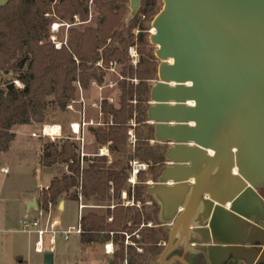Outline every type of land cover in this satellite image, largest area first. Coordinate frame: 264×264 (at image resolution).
Wrapping results in <instances>:
<instances>
[{
    "label": "water",
    "instance_id": "95a60500",
    "mask_svg": "<svg viewBox=\"0 0 264 264\" xmlns=\"http://www.w3.org/2000/svg\"><path fill=\"white\" fill-rule=\"evenodd\" d=\"M162 1L147 114L167 165L147 193L169 238L149 264H190L167 256L193 239L211 264H264L255 243L264 232V0ZM140 6L130 0L131 18ZM43 264H54L53 252Z\"/></svg>",
    "mask_w": 264,
    "mask_h": 264
},
{
    "label": "trees",
    "instance_id": "16d2710c",
    "mask_svg": "<svg viewBox=\"0 0 264 264\" xmlns=\"http://www.w3.org/2000/svg\"><path fill=\"white\" fill-rule=\"evenodd\" d=\"M128 1L11 0L0 8V72L18 71L17 77L22 83L18 87L8 81L5 88H0V152L11 148L16 137L14 126L45 124L50 104L67 111L68 104L77 95L75 82L85 90L93 82L102 84L105 72L97 66L100 60L106 68L110 62L122 65L118 105L102 100L104 126L89 127L96 143L100 146L108 144L115 158L108 164L105 156L87 157V165L82 167L79 146L70 136L45 142L40 164L44 167L65 166L66 171L53 177L50 185L41 190L40 208L58 205L63 198L78 201L79 194L85 201L111 202L110 189L113 187L114 195L119 197L130 176L132 160L149 164L152 180H156L165 167L166 148L160 143H151L155 141V130L148 122L147 114L152 81L157 79L160 61L149 48L148 28L139 23L137 16L155 17L161 10L158 0H141L138 14L126 27L124 18ZM91 2L99 16L88 24L70 27L67 46L56 49L49 40L53 17L72 23L78 15L82 22H87ZM135 29L137 36L133 32ZM134 44L140 54L136 67L130 64L128 52ZM130 129L136 135L134 149L128 142ZM138 177L142 180L135 187L134 199L143 205L151 201L148 209L119 203L113 210L107 207L104 213L89 210L81 220L80 240L85 244L105 242L112 231L133 233L144 224L138 232L140 239L133 237L143 252L139 253L135 247L126 248L121 242L112 264H124L125 260L129 264H147L151 258L160 255L164 249L161 243L167 239L157 221L158 204L147 193V180L142 172ZM131 192L128 189L130 196ZM109 217L113 218L111 222ZM149 223L152 226H148ZM121 237L124 238L117 235V241Z\"/></svg>",
    "mask_w": 264,
    "mask_h": 264
},
{
    "label": "rangeland",
    "instance_id": "374dc122",
    "mask_svg": "<svg viewBox=\"0 0 264 264\" xmlns=\"http://www.w3.org/2000/svg\"><path fill=\"white\" fill-rule=\"evenodd\" d=\"M127 11H126V17L124 18L125 26L128 27L131 22V8H130V0L127 3ZM163 8V1L158 0V9L162 10ZM47 16L51 17V14H47ZM99 16V13L95 9L94 3L91 2L90 5V14H89V20L87 22H82L80 17L74 16V21L71 24V27H80L82 24H88L91 20H95ZM139 23H144V25L148 28L147 34L149 41L151 43L150 50H152L154 53L156 52L157 47L152 44L151 42V34L154 32L153 28V21L155 17L152 15L146 17L143 15H137ZM54 20L51 24V33L49 40L54 44L56 49H61L63 46H67L68 43V32L69 28L65 25V23H68L66 21H61L58 17H53ZM55 23L61 24L59 29L54 30L53 25ZM135 36L138 34V30L135 29L134 31ZM133 49L132 55L130 54V49ZM129 57H130V64H132L134 67L138 65V62L140 60V54L138 52L137 44H134L129 47ZM156 55V54H155ZM78 63V60H77ZM97 66L105 72V78L104 82L102 84L92 83L91 87L88 90H80L78 82H75V85L78 89L77 95L74 98V100L77 101V103H74V109H70L67 111H61L59 110L54 104H50V107L47 111L46 117L47 121L45 124H38L39 130L36 132L38 135V138L33 136L31 134L32 128L24 127L18 131V139L16 144L14 145L13 149L10 153H7L5 155H2L0 159V188H4L5 192L7 191H18L21 189H24L25 187L32 186L33 184L39 183V179L43 182L46 179V176L49 174H54L55 172L58 175H61L63 172L66 171L65 166H52L49 168H43L38 165V156H37V146L41 142L42 146L45 142L48 141H54L52 137L44 136L42 135V130L45 126H52V125H61L63 126V131L61 132V137H73V142L78 144L79 146V152L81 153L84 151L85 153H89L90 155L95 154L98 152L100 145H98L95 141V138L92 134V132L89 130V127H100L104 126V115L102 114V100L107 99L110 103L118 105L119 101V81L122 80L121 76V67L122 65L113 62L109 63L108 68L105 67V64L102 60H100L97 63ZM18 71L15 70H9L8 72L1 71L0 72V88H5V84L8 81H19L18 80ZM159 77L157 76V79L152 81V84H155L158 81ZM20 82V81H19ZM135 83H138V80H134ZM21 83V82H20ZM16 86H18L15 83ZM22 86V83H21ZM19 87V86H18ZM49 99L52 101L53 97H49ZM84 106L86 107V116L87 121L93 122L90 126L84 127V134L78 135L71 131L70 124L73 122H79L81 120V114L80 111L83 110ZM111 119V118H110ZM133 124L135 125L134 121ZM23 132V133H22ZM128 142L130 145V148L134 149L136 146V135L133 129H130L128 131ZM58 138H61V137ZM85 138V144L82 145V139L78 138ZM58 141V140H56ZM152 144L158 143L157 141H152ZM163 147L167 148L168 145L161 144ZM105 146H108L106 144ZM111 156L107 157V162L110 164L113 159L115 158V155L110 153ZM138 164H145L146 169H142L140 172H142V175L146 178L147 181H145V184L147 186H150L155 182L156 180L151 179L150 170H149V164L146 162L140 161L138 159L132 160L131 165V172L130 176L133 177V170L138 166ZM83 165V164H81ZM87 164H85L86 166ZM167 163L165 164V166ZM2 167H6L8 169V172L4 173L3 170H1ZM38 169L42 170V173H38ZM139 173H137V177L135 178L133 183H130L129 180L126 183V187L121 191L119 197H116L113 195V198L111 202H101V201H83V203H87L89 207L84 209L82 214H86L89 212V210H98L100 213H104L106 211L107 205H118L121 203L124 206H132L136 207L137 209H142L143 206H146L147 209L149 208L151 201H148L143 205L141 202L136 201L134 199V195L136 192V186L138 184H141V178H139ZM39 176V177H38ZM131 189V196L129 199H124L122 197L123 191L126 189ZM74 190V189H73ZM260 192L264 195V188L260 190ZM115 194V192L113 193ZM152 197V196H151ZM152 200L154 201V198L152 197ZM130 201L131 205H126V202ZM155 202V201H154ZM78 203L79 201L70 200L67 203V207L63 211L57 212V215L61 219V224L65 227L73 226L71 228H76L80 222L79 220V210H78ZM99 205V207H96ZM102 206V207H101ZM94 208V209H92ZM113 210V209H112ZM158 212H159V206H158ZM157 221L161 228L165 232V228H167L166 225H161V222L159 220V215H157ZM110 222V221H109ZM151 223L148 224L150 226ZM143 228V225L138 228L140 230ZM137 230V231H138ZM129 233V232H128ZM132 237H138L134 236V233H129ZM7 236H17L20 238L22 244L20 252L25 255V257H30L33 261V264H36V262L42 261V255L37 254L34 252V242L36 240L35 236H32L33 240L28 244V235L19 233V234H13L8 233L6 231L0 232V255L5 256L7 253V247H4L5 243L3 241ZM165 237L167 238L166 241L169 238V234L165 232ZM259 237L262 238L259 241L255 242L256 245L264 247V232L262 234H259ZM81 236L77 234H71L69 236V239L65 240L63 237H58L57 239V250H56V258H55V264H111L110 260L113 258L114 254H107L105 253V242H94L85 244L82 243L80 240ZM132 240V239H131ZM130 240V241H131ZM79 241L81 242L79 244ZM119 242V241H117ZM126 245V244H125ZM118 249V245L115 244V250ZM76 262V263H75Z\"/></svg>",
    "mask_w": 264,
    "mask_h": 264
},
{
    "label": "built area",
    "instance_id": "2783aa9c",
    "mask_svg": "<svg viewBox=\"0 0 264 264\" xmlns=\"http://www.w3.org/2000/svg\"><path fill=\"white\" fill-rule=\"evenodd\" d=\"M71 24L69 22L65 23V25L68 28L71 27ZM60 26H61V24L55 23L53 25V29L57 30V29H59ZM132 51H133V49L131 48L130 49L131 55H132ZM110 63L113 64V62H110ZM15 83L19 87H21V83L19 81H15ZM78 85H79L80 90H83V88L79 82H78ZM74 103H77V101L72 99L70 101V103L68 104L67 109L68 110L74 109V106H75ZM85 108L86 107L84 106L83 110L80 111L81 120L79 122H73L70 124L71 131L75 134H78V135L84 134V127L85 126H90L91 124H93V122L87 121ZM45 127L42 130V135L52 137L53 140H55L56 138H58L61 135V132H62V126L61 125H58L59 133H55V134H46L45 133V130H46ZM33 136L38 137V135L36 133H33ZM69 138L73 141L72 136H70ZM78 139H80V140L82 139V145L85 144V138L84 137L78 138ZM78 153L80 155V163L83 164V165H81L82 167H84L85 164H87V160H86L87 157H91V156L92 157L93 156L110 157L111 156V154H110L111 152L109 150V147L105 146V145L100 146L98 152H96L93 155H90L89 153H85L83 151L82 157H81V153L79 152V150H78ZM142 169H146V165L145 164H138V166L133 170V177L129 176V178H128L130 183L134 182L135 178L137 177V173H139V171H141ZM3 171L6 173V172H8V169L6 168ZM110 193L112 194V196L114 195L113 194L114 193L113 187L110 189ZM122 197L124 199H129L130 195L128 193V189L123 191ZM83 199H84L83 196L81 194H79L78 210H79L80 222H81L82 217H83V214H82L83 210L89 207L88 205H86V203L85 204L83 203V201H84ZM126 205H131V202L127 201ZM96 207H99V205H97ZM114 207H115V205L110 206L111 209H114ZM58 211H59V204L58 205L50 204L48 209L39 208L37 210L36 216H34V217L27 216L26 218H24L22 220L20 231L22 233L27 234V235H30V236L32 235V236L36 237V240L34 242V247H33L35 253L40 254V255H44V253L47 251H51L54 253L58 237H60V238L63 237L65 240H67L71 234H74V233L75 234H81L83 232L81 223H79L76 228H68V229L61 228V219L57 215ZM108 220L111 222L113 220V218L109 217ZM130 240H131V236L128 233H125V244H126V246L134 244L133 241L132 240L130 241ZM106 251L109 254H111L113 252V243L112 242H109L106 244ZM24 261L29 262V258L25 257Z\"/></svg>",
    "mask_w": 264,
    "mask_h": 264
},
{
    "label": "crops",
    "instance_id": "0c3cea01",
    "mask_svg": "<svg viewBox=\"0 0 264 264\" xmlns=\"http://www.w3.org/2000/svg\"><path fill=\"white\" fill-rule=\"evenodd\" d=\"M24 127L32 128V131H31L32 135L33 133L38 132L37 130H39V126H37V123L14 126L13 132L16 134L15 140L13 141L11 148L8 151L0 152V159L2 155H5L11 152V150L13 149L14 145L17 142L18 131ZM42 150H43V146L40 142L39 145L37 146V156H38L37 163L40 167L49 168V167H44L40 164V155L42 153ZM4 169H6V167L1 168V170H4ZM37 172L41 174L42 170L38 169ZM56 175H58L56 172L54 174L47 175L46 179L43 182L40 180L41 178H38L39 183L33 184L32 186L25 187L24 189H21L18 191L5 192L4 188L3 189L0 188V232L6 231L8 233H13L15 235L22 233L20 231L22 220L26 218L27 216L34 217L37 215V210L40 208L39 207L40 192L43 188H47L50 185L51 180ZM259 193L264 198V195L260 191ZM33 200H37L38 202L37 209L35 208L29 209L28 205ZM70 200L72 199H68V198L61 199L59 202V211L65 210L67 207V203ZM61 202H63L62 205H61ZM71 227L73 226L65 227L64 225L61 224V228L63 229H68ZM77 235H81V234H77ZM27 239H28V244L32 242L33 240L32 235L31 236L28 235ZM3 243H5L4 247H7V253L5 254V256L0 255V264H33V261L29 256H28L29 262L24 261L25 255H23V253L20 252L21 244H22L20 238H18L17 236H14V237L7 236V238H5ZM80 243L81 242L79 241V244ZM56 250H57V247L55 248V251H54V264H55V258H56ZM36 264H43V255H42V261L38 263L36 262Z\"/></svg>",
    "mask_w": 264,
    "mask_h": 264
},
{
    "label": "flooded vegetation",
    "instance_id": "af4514ba",
    "mask_svg": "<svg viewBox=\"0 0 264 264\" xmlns=\"http://www.w3.org/2000/svg\"><path fill=\"white\" fill-rule=\"evenodd\" d=\"M151 203H152V202H151ZM110 206H111V205H109V206H107V207L110 208ZM115 206H116V205H115ZM114 208H115V207H114ZM108 219H109V218H108ZM108 221H109V220H108ZM143 226H144V224H143ZM150 226H152V224H151ZM137 230H138V229H137ZM137 230H135L133 233H134V236H138L137 239H140V234L138 233L139 230H138V231H137ZM165 232H167V231H165ZM125 233H128V232H114V231L110 232V235H109L110 238H109L107 241H105V245H104V247H105V251H106V244L109 243V242H112V243H113V252H112L111 254H114V255H115L116 251L120 248V243L123 242V244L125 245ZM128 234H129V233H128ZM117 235H123L124 238H122V237L119 238V239H118L119 242H117ZM130 236H131V235H130ZM131 239H132V241H133L134 244H131V245H128V246L125 245V247H126V248H128V247H135L139 253H142V252H143V248L138 246V243L133 239L132 236H131ZM167 242H168V240H167V241H163V242L161 243V244L164 246V249H165V247L167 246ZM115 244L118 245V249H117V250H115ZM195 246H197V243L195 242V240H194V239H193V240H190L189 250H188L186 253H185V247H184V245H180V246L177 247L172 253H170V254L167 256V259H170L171 257L176 256V255H178V256H183V255L185 254L184 258H185L190 264H211L210 262L205 261V260L203 259V257L198 256L197 253H195V252L193 251V248H192V247H195ZM164 249H163V250H164ZM163 250H162V252H163ZM162 252H161V253H162ZM105 253H107V251H106ZM161 253H160V255H161ZM107 254H109V253H107ZM160 255H159L158 257H156V258H151V259L149 260V262H150L151 260H157V259L160 257ZM113 258H114V256H113ZM113 258L110 260V263H111V264H112ZM149 262H148L147 264H149ZM124 264H129V262H128L127 260H125ZM176 264H181V263H180V262H176ZM221 264H246V263H245L244 261H234V260H232L231 258H228L226 261L222 262Z\"/></svg>",
    "mask_w": 264,
    "mask_h": 264
},
{
    "label": "bare ground",
    "instance_id": "6f19581e",
    "mask_svg": "<svg viewBox=\"0 0 264 264\" xmlns=\"http://www.w3.org/2000/svg\"><path fill=\"white\" fill-rule=\"evenodd\" d=\"M58 27V26H57ZM45 133L46 134H55V133H59V127L58 125H52V126H46L45 127Z\"/></svg>",
    "mask_w": 264,
    "mask_h": 264
}]
</instances>
